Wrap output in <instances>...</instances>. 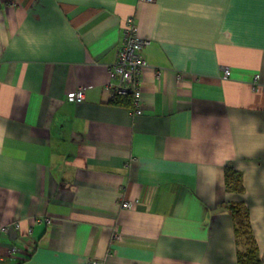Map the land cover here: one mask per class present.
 Returning a JSON list of instances; mask_svg holds the SVG:
<instances>
[{"label": "crops", "instance_id": "1", "mask_svg": "<svg viewBox=\"0 0 264 264\" xmlns=\"http://www.w3.org/2000/svg\"><path fill=\"white\" fill-rule=\"evenodd\" d=\"M128 18L141 114L108 88ZM235 201L264 264V0H0V264H240Z\"/></svg>", "mask_w": 264, "mask_h": 264}, {"label": "built area", "instance_id": "2", "mask_svg": "<svg viewBox=\"0 0 264 264\" xmlns=\"http://www.w3.org/2000/svg\"><path fill=\"white\" fill-rule=\"evenodd\" d=\"M124 37L118 50L117 59L110 66V81L108 88L113 97L129 96L134 114L142 113L141 103V72L146 64V60L141 53V49L146 46L150 39L144 38L138 33L137 25L133 18L126 21ZM224 74L228 75L229 70L225 69ZM258 75H255V79ZM86 87L80 85L77 89L67 93L66 98L75 102H81L85 97ZM129 201H123L122 206L128 207ZM19 227V222L11 223L0 227V231H6L11 227ZM14 249H12V252ZM85 264H104L98 259H87Z\"/></svg>", "mask_w": 264, "mask_h": 264}, {"label": "trees", "instance_id": "3", "mask_svg": "<svg viewBox=\"0 0 264 264\" xmlns=\"http://www.w3.org/2000/svg\"><path fill=\"white\" fill-rule=\"evenodd\" d=\"M121 98V97H118ZM115 103H130L131 99L122 96V99L114 100ZM225 187L227 190L240 192L243 187L241 185V174L232 166L225 167ZM230 210L233 218V226L237 243V261L240 264H261L257 244L253 237L249 211L243 201L223 203Z\"/></svg>", "mask_w": 264, "mask_h": 264}]
</instances>
